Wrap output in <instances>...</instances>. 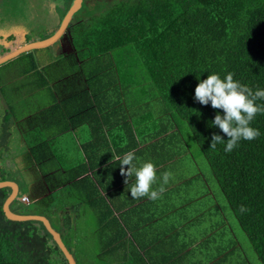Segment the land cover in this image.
<instances>
[{
  "label": "crops",
  "instance_id": "obj_1",
  "mask_svg": "<svg viewBox=\"0 0 264 264\" xmlns=\"http://www.w3.org/2000/svg\"><path fill=\"white\" fill-rule=\"evenodd\" d=\"M50 46L54 67L37 73L39 85L52 86L47 101L19 117L12 110L6 164L17 199L39 203L32 214L51 211L63 231L86 222L105 264H247L235 255L226 206L140 74L120 70L118 60L111 66L105 56L79 55L66 31ZM129 151L137 166L154 163L158 177L172 173L160 199L131 198L135 177L125 184L120 174Z\"/></svg>",
  "mask_w": 264,
  "mask_h": 264
},
{
  "label": "trees",
  "instance_id": "obj_2",
  "mask_svg": "<svg viewBox=\"0 0 264 264\" xmlns=\"http://www.w3.org/2000/svg\"><path fill=\"white\" fill-rule=\"evenodd\" d=\"M62 1H67L63 17L72 0ZM111 2L99 15L85 21L74 22L78 20L73 19L74 13L66 32L75 49L79 55H109L114 61L119 56L125 66L128 63L141 69L140 83L162 99L187 149L198 157L184 133L183 121L187 123L199 154L208 163L234 217L264 264V115H258L251 125L261 135L252 141L242 140L239 147L226 153L224 144L210 148L213 134L227 139L211 124L214 116L218 112L223 115V111L210 104L201 105L194 98L196 85L213 73L223 78L231 72L234 80L253 90L264 89V0ZM12 38L10 34L0 37V41ZM1 42L0 55L9 50L1 48ZM13 123L12 110L0 98V181L11 176L6 156L11 150ZM10 192V187L0 188V264H68L41 221L6 218L2 206ZM22 205L26 204L16 198L10 209L32 213L19 210ZM241 205L248 211L241 213ZM73 256L76 264L83 260L85 264H105L100 256L84 255L81 261Z\"/></svg>",
  "mask_w": 264,
  "mask_h": 264
},
{
  "label": "rangeland",
  "instance_id": "obj_3",
  "mask_svg": "<svg viewBox=\"0 0 264 264\" xmlns=\"http://www.w3.org/2000/svg\"><path fill=\"white\" fill-rule=\"evenodd\" d=\"M111 1L112 0H83L80 9L75 12L76 14L73 17V19L78 20H74V22L80 19L85 21L88 17L95 14L99 15L104 8L112 3ZM66 6L67 1L62 0H0V37H5L10 34L13 35L12 39L4 40V43L0 41L3 43V47L1 48L10 50L25 43L27 38H30L29 41L45 38V36L58 27V22L62 19ZM53 49V46H49L46 48L29 50L0 64V78L2 80L0 98H2L8 107L14 111L15 117H19L24 111L28 112L34 110L35 105L40 104L41 100H43V102L47 101V93L52 86L49 88V86L42 87L39 85L37 73H39L38 71L50 72L54 67V63L51 62L55 57ZM111 57L112 56L105 55L106 61H109ZM115 59L118 60V67L120 69L142 75L140 68L132 67L131 64L128 63L125 66L124 60L119 56L115 57ZM48 61H50L49 64H46ZM111 61V66H113V59ZM131 68L133 69L131 70ZM183 129L188 143L192 146L191 151L197 153V161L200 169L204 172L210 185H212V193L218 201L223 202L222 204L226 206V211L229 212L236 239V246H234L236 257L247 264H261L253 246L228 206L208 163L205 158L199 154L185 121H183ZM12 131L14 132V129H12ZM38 204L39 203H30L29 205H22V209L19 210L39 212L40 208ZM44 213L47 215L46 217L50 220L53 228L57 231L61 230L66 244H68L72 250L71 252H73L77 259L80 261L83 260L84 255L93 256V258L99 257V245H97L95 239L91 237V233H89L90 227H87L86 222L80 221V224L76 225L77 227L73 224L71 230L68 231L66 229L63 231L60 224H58L52 216L51 211H44ZM71 231L75 237V246H78V248L72 246L70 241L73 240L70 239L72 236L70 233ZM67 232L70 233L68 236L65 235ZM81 264H85V260H83Z\"/></svg>",
  "mask_w": 264,
  "mask_h": 264
},
{
  "label": "clouds",
  "instance_id": "obj_4",
  "mask_svg": "<svg viewBox=\"0 0 264 264\" xmlns=\"http://www.w3.org/2000/svg\"><path fill=\"white\" fill-rule=\"evenodd\" d=\"M233 76L231 72L223 78L219 74H208L207 78L200 81L194 90V98L201 105L210 104L213 109L223 111V115L218 112L214 116L211 124L218 127L227 139L213 134L210 148L215 149L218 144H224L226 153L239 147L242 140L257 139L261 134L251 125L258 115H264V103H258V101H264V89L257 87L253 90L252 87L234 80ZM138 160L134 152H127L120 162V174L126 177L125 184L130 177H135V183L130 189L132 199L139 200L146 197L156 201L166 190L164 185L172 179V173L166 171L158 177L154 163L148 161L137 166ZM124 166H127L126 171ZM158 180H162V183L154 189L153 186ZM239 211L244 213L248 209L241 205Z\"/></svg>",
  "mask_w": 264,
  "mask_h": 264
},
{
  "label": "water",
  "instance_id": "obj_5",
  "mask_svg": "<svg viewBox=\"0 0 264 264\" xmlns=\"http://www.w3.org/2000/svg\"><path fill=\"white\" fill-rule=\"evenodd\" d=\"M83 0H72L71 5L67 9L66 13L62 17L58 27L53 31V33L45 38L32 40L25 42L15 48L8 50L7 52L0 55V64L19 55L22 52H26L33 49L45 48L53 43H55L66 31L72 16L77 12L82 4ZM10 187L11 192L3 202V212L6 218L14 221H26V220H38L41 221L45 229L51 234L52 239L55 241L59 249L62 251L64 257L66 258L68 264H76L73 254L69 251L65 243L63 242L59 231L55 230L50 223L49 219L41 214H22L16 213L10 209L11 202L17 198L19 194L18 185L13 180H1L0 188Z\"/></svg>",
  "mask_w": 264,
  "mask_h": 264
},
{
  "label": "built area",
  "instance_id": "obj_6",
  "mask_svg": "<svg viewBox=\"0 0 264 264\" xmlns=\"http://www.w3.org/2000/svg\"><path fill=\"white\" fill-rule=\"evenodd\" d=\"M18 199L22 203H25V204L29 203V198L26 195H21Z\"/></svg>",
  "mask_w": 264,
  "mask_h": 264
}]
</instances>
